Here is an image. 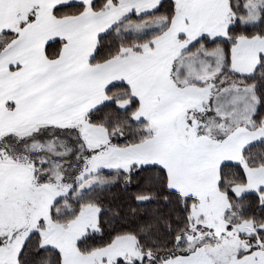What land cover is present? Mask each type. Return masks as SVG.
Returning <instances> with one entry per match:
<instances>
[{
	"label": "snow or ice",
	"instance_id": "snow-or-ice-1",
	"mask_svg": "<svg viewBox=\"0 0 264 264\" xmlns=\"http://www.w3.org/2000/svg\"><path fill=\"white\" fill-rule=\"evenodd\" d=\"M0 264H264V0H0Z\"/></svg>",
	"mask_w": 264,
	"mask_h": 264
}]
</instances>
